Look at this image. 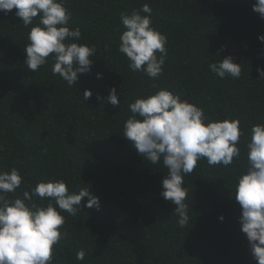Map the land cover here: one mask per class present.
<instances>
[{"label":"trees","instance_id":"trees-1","mask_svg":"<svg viewBox=\"0 0 264 264\" xmlns=\"http://www.w3.org/2000/svg\"><path fill=\"white\" fill-rule=\"evenodd\" d=\"M145 3L152 8L153 26L168 37L163 73L155 80L131 71L118 51L121 12ZM254 3L67 0L69 23L82 31L77 42L97 48L91 71L73 86L52 72L51 55L37 72L28 69L23 47L32 25L26 28L16 9L7 15L0 11V171L16 167L24 177L7 195L23 198L22 190L40 181L63 179L70 191L88 188L100 199L99 209L86 208L85 197L76 215L62 212V239L54 246L52 264H258L234 198L237 177L247 167L251 126L264 123V79L257 71L264 67L259 39L264 18ZM38 22L34 18L33 24ZM229 55L241 64L239 78H219L209 69ZM113 86L121 107L107 102ZM158 88L203 108L209 120H240V156L229 166H209L201 159L184 176L189 216L184 228L174 214L177 206L161 195L168 171L163 159L152 165L122 136L132 115L130 102ZM86 89L93 93L88 102ZM81 249L83 261L76 259Z\"/></svg>","mask_w":264,"mask_h":264},{"label":"clouds","instance_id":"clouds-1","mask_svg":"<svg viewBox=\"0 0 264 264\" xmlns=\"http://www.w3.org/2000/svg\"><path fill=\"white\" fill-rule=\"evenodd\" d=\"M66 3L67 0H0V11L7 15L16 9L15 15L23 25H32L28 43L23 47L28 69L37 72L51 55L52 72L73 86L79 83L82 73L91 71L90 57L97 48L77 42L82 31L79 26L70 25L71 12ZM253 10L264 18V0H256ZM151 13L147 3L130 13L121 12L124 30L118 51L127 57L131 71L144 72L155 80L163 73L168 37L153 26ZM37 17L39 22L33 24ZM259 39L264 41V34ZM209 69L219 78H239L242 71L241 64L234 62L231 55L210 63ZM257 71L258 79H264V67ZM102 75L97 73V78ZM92 95L91 89L84 90L83 100L88 102ZM97 99L101 97L98 95ZM106 99L113 107H121L115 86ZM129 110L132 115L123 125L122 136L152 165L163 159L168 171L162 180L161 195L177 206L174 214L179 217V227L184 228L189 222L184 176L191 174L201 159H206L209 166L232 164L240 156V120H209L203 108L167 88L137 96L130 102ZM246 147L247 167L237 177L234 198L242 209L241 230L258 264H264V123L252 124ZM23 182L16 167L0 171V264H52L54 246L62 239V212L76 215L82 210L85 197H89L86 208L99 209L100 199L88 188L70 191L63 179L40 181L30 190H22L23 198H10L7 194L15 193ZM33 197L47 203L38 205ZM84 257L83 249L77 252V260L83 261Z\"/></svg>","mask_w":264,"mask_h":264}]
</instances>
